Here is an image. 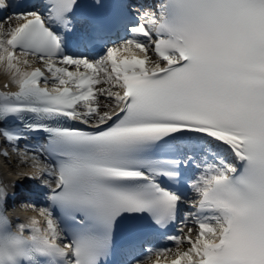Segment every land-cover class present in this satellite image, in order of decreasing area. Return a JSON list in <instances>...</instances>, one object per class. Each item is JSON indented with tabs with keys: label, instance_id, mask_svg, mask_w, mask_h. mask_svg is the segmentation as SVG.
<instances>
[{
	"label": "snow or ice",
	"instance_id": "6c2138e0",
	"mask_svg": "<svg viewBox=\"0 0 264 264\" xmlns=\"http://www.w3.org/2000/svg\"><path fill=\"white\" fill-rule=\"evenodd\" d=\"M0 13V264H264V0Z\"/></svg>",
	"mask_w": 264,
	"mask_h": 264
}]
</instances>
